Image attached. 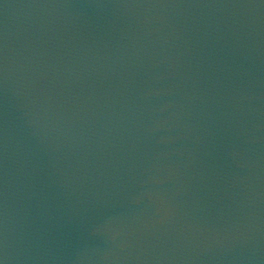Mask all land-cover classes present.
I'll list each match as a JSON object with an SVG mask.
<instances>
[{
    "label": "water",
    "instance_id": "1",
    "mask_svg": "<svg viewBox=\"0 0 264 264\" xmlns=\"http://www.w3.org/2000/svg\"><path fill=\"white\" fill-rule=\"evenodd\" d=\"M0 264H264V0H0Z\"/></svg>",
    "mask_w": 264,
    "mask_h": 264
}]
</instances>
